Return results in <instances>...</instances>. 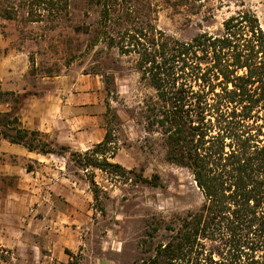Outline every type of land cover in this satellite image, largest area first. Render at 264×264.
Masks as SVG:
<instances>
[{"label": "trees", "instance_id": "16d2710c", "mask_svg": "<svg viewBox=\"0 0 264 264\" xmlns=\"http://www.w3.org/2000/svg\"><path fill=\"white\" fill-rule=\"evenodd\" d=\"M203 2L0 0L3 20L44 24L49 32L68 29L86 37V50L103 44L132 59L142 91L136 125L157 134L165 161L192 176L201 203L151 216L133 264H264V32L243 5L216 34L182 41L157 27L164 9L195 16ZM10 124L15 134L1 135L11 144L43 155L69 152L34 145L38 131L21 128L16 116ZM110 143L106 131L91 156H82L84 165L126 173L103 157Z\"/></svg>", "mask_w": 264, "mask_h": 264}, {"label": "rangeland", "instance_id": "374dc122", "mask_svg": "<svg viewBox=\"0 0 264 264\" xmlns=\"http://www.w3.org/2000/svg\"><path fill=\"white\" fill-rule=\"evenodd\" d=\"M241 5L255 13L264 32V0H204L201 12L195 16L164 9L157 27L182 41L204 31L216 34L223 21ZM86 46V37L73 35L68 29L49 32L44 24L24 25L0 18V78L14 82L16 87L15 91L2 88L0 79V114L10 113L6 118L0 115V140H5L2 133L15 134L9 121L19 118L28 97L45 86L42 78H67L76 93L86 90L88 102L92 101L90 107L82 110L81 116L86 115V119L65 126L59 122L54 128V132H84L70 143L83 148L69 150L80 154V158L70 157L69 152L52 158L63 167L54 175L68 181L51 189L22 181L21 168L29 171L34 167L27 159L21 160V166L12 155L0 153V218L4 212L24 215L28 214L26 209H33V224L40 228L50 223L53 211L60 210L64 213L60 216L61 230L67 227L61 233L65 237L62 241H67L70 249L63 254L64 263L59 264H133L139 255V236L151 216L194 209L201 203V194L187 170L165 161L160 137L143 132L136 125L133 116L142 91L133 60L103 44L92 50H86ZM12 70L14 79L8 73ZM21 87L26 91L19 92ZM106 131L111 133L112 143L103 157L126 173L84 165L82 156H91ZM65 138L64 133L58 143L38 133L31 140L34 145L45 143L59 151L60 146L66 147ZM85 142L86 147L79 145ZM141 176L157 185L141 183ZM46 191L53 192L54 198L42 199ZM34 194L40 195L39 201H30ZM16 195H24L27 200L15 202L11 196ZM56 260L54 264L58 263ZM0 264L25 263L9 261L8 254L0 249Z\"/></svg>", "mask_w": 264, "mask_h": 264}, {"label": "crops", "instance_id": "0c3cea01", "mask_svg": "<svg viewBox=\"0 0 264 264\" xmlns=\"http://www.w3.org/2000/svg\"><path fill=\"white\" fill-rule=\"evenodd\" d=\"M8 73L10 79H14L15 71L12 70ZM0 79L2 81V88L9 91L16 90L14 82H7L2 77ZM43 80L46 81L44 82L45 86L30 95L25 105L20 109L19 122L24 129L38 131V133L48 136L49 139H55L57 142L65 133L66 147L70 151H80L83 148L75 147L70 143L76 142V137H80L84 132H54V128L59 122L65 126V124L68 125L81 121L82 118L86 119V115L81 116L83 114L82 110L90 107L92 101L88 102L86 90L76 93L74 86L67 78L47 77L42 78ZM25 91L24 87H21L19 90V92ZM5 108H7V104ZM79 145L86 147V142ZM0 153H4L6 156L12 155L20 163H22V159H27V162L34 167L29 171L21 168L20 171L24 172V174L22 173V181H29L35 185L40 184L46 189L58 186L59 183L65 180L68 181L64 177L54 175L56 171L59 172L63 169L61 163L58 164L52 160L56 156L55 154L43 155L30 152L22 145L11 144L6 140H0ZM21 166H23V163ZM19 174L21 175V173ZM63 189L65 190V188H62V191ZM53 195H55L53 192L51 194V192L46 191L42 199L45 200L46 196L47 198H54ZM11 197L13 201H18L19 203L27 200L24 195ZM40 198V195L34 194L31 196L30 201H39ZM35 211L33 209L30 211L26 209V213L28 214L23 215L22 212L14 216H10L4 212L0 218V249H3L5 254H8L9 261L18 263L54 264V259H57V264L60 262L64 263L66 258H64L63 254L66 249H70L68 242L62 241L65 237L61 233H65L67 230V227H65L64 231L61 230L62 220L60 216L64 213L60 210L53 211L52 215L49 216L51 218L48 220L50 223L39 228L37 224H33L35 222ZM45 216H48V214ZM59 243L63 244L60 245Z\"/></svg>", "mask_w": 264, "mask_h": 264}]
</instances>
